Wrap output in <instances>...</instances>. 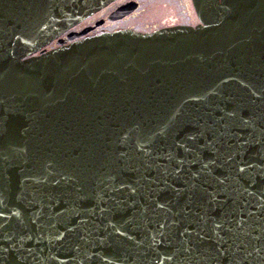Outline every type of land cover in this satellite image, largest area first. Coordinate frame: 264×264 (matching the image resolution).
Returning <instances> with one entry per match:
<instances>
[{
    "label": "water",
    "instance_id": "1",
    "mask_svg": "<svg viewBox=\"0 0 264 264\" xmlns=\"http://www.w3.org/2000/svg\"><path fill=\"white\" fill-rule=\"evenodd\" d=\"M113 1L0 0L8 264H156L158 250L186 239L196 244L187 264H212L213 240L179 233L211 236L206 214L235 229L223 214L246 215L257 200L241 193L253 177L264 182L250 146L264 127V0H192L196 26L59 39ZM260 215L249 219L253 234ZM249 261L260 264L255 252Z\"/></svg>",
    "mask_w": 264,
    "mask_h": 264
},
{
    "label": "snow or ice",
    "instance_id": "2",
    "mask_svg": "<svg viewBox=\"0 0 264 264\" xmlns=\"http://www.w3.org/2000/svg\"><path fill=\"white\" fill-rule=\"evenodd\" d=\"M243 124L248 127L249 126V119L243 118ZM256 132V128L252 127L251 132ZM245 144H249L248 140L244 141ZM250 146L255 147L257 152L261 155V160H264V127L260 128V138L254 139ZM229 160L233 159L232 156L228 157ZM215 163V161H212ZM204 168L208 167V164L205 163L203 165ZM252 168V164L245 165L243 167H239L238 171L240 173L245 172V168ZM261 181H264V172L258 174ZM220 183L222 184L223 181L221 180ZM257 179L253 177L248 187H244L243 192L241 195H245V203H248V197H257L256 202L253 204L252 208L248 211L245 215L243 210H241L240 214L233 215L232 213L225 212L223 217H232V221H234L236 227L233 229L231 227V222L229 226H225L224 218H217L214 216H205L201 217L204 225H208L209 221L211 223L210 231L212 233L211 236H208L204 232V228H200L199 231L192 229L191 226L185 227L183 231L179 233L181 237H189L195 232V236L197 237L198 241H203L205 239L213 240V243L216 244L215 250H210L211 254L209 256L210 261L212 264H251L249 261V257L252 256L253 252H255L256 257L259 259L260 264H264V225H257V231L255 234L249 231L253 227V225L249 222L251 217L256 215V212L259 211L261 213L260 219H264V182L259 184V187H256ZM133 192L136 191L135 188L132 189ZM212 200H215V196L212 197ZM163 206L162 204L160 205ZM13 215H19L18 213H13ZM0 217H5L4 221L0 223V239L6 236V233H3L2 230L4 229L5 225L7 224L10 217H6L3 211H0ZM247 225V227H245ZM161 228H164L165 225H161ZM117 232L120 230L117 228ZM223 233V234H222ZM124 233H121L123 235ZM230 234V235H229ZM162 240H166L167 237L164 236V233H159ZM247 237H251V241L259 242V246L256 243H252V250L249 251V245L245 243V239ZM28 239H31L29 236ZM162 240H157L155 236L152 237V241L154 245H159ZM232 241L230 244L229 241ZM239 240V243L236 241ZM233 244L235 247H233ZM168 247V245H165ZM194 249H196V244H194L191 240L185 241V244L179 250L173 251H165V250H158L157 257H156V264H165L167 261L168 264H187L189 257L185 254L191 253ZM15 249L9 246H6L4 243H0V264H8L9 261V253L14 252ZM243 253V256L239 254ZM91 259V257H89ZM102 259H108L107 256L102 257ZM109 264H113L111 260H109Z\"/></svg>",
    "mask_w": 264,
    "mask_h": 264
},
{
    "label": "flooded vegetation",
    "instance_id": "3",
    "mask_svg": "<svg viewBox=\"0 0 264 264\" xmlns=\"http://www.w3.org/2000/svg\"><path fill=\"white\" fill-rule=\"evenodd\" d=\"M130 2H136L137 6L136 9L130 12L129 14L121 17V18H113L112 15L122 6L129 4ZM186 8V15H187V22L185 23H162V24H148L147 26H137V24H125L127 20H130L134 15L140 14V12L145 13L143 11V6L141 0H115L112 4L108 5L105 8H102L94 15L90 16L86 20H84L81 24L75 26L70 31H81L84 29H90L88 34L94 33H107V32H115L121 30H133L138 32H152L160 28L165 27H173V26H180V25H187V26H196L199 23V18L195 12L192 0H187L185 3ZM88 22L87 25H84V22ZM151 26V27H149ZM67 32L64 33L61 38L66 40ZM67 41V40H66ZM54 46L57 45V42L53 43Z\"/></svg>",
    "mask_w": 264,
    "mask_h": 264
},
{
    "label": "rangeland",
    "instance_id": "4",
    "mask_svg": "<svg viewBox=\"0 0 264 264\" xmlns=\"http://www.w3.org/2000/svg\"><path fill=\"white\" fill-rule=\"evenodd\" d=\"M186 1L187 0H141L143 11L146 12H140V14L134 15V17H132L130 20H127L125 24L127 23L137 24V26H147L148 24H155V22H157V24L173 22L185 23L187 22L185 8ZM113 2H111L110 4H112ZM82 22L79 23L81 24L80 27H82ZM87 24V21L84 22V25Z\"/></svg>",
    "mask_w": 264,
    "mask_h": 264
},
{
    "label": "trees",
    "instance_id": "5",
    "mask_svg": "<svg viewBox=\"0 0 264 264\" xmlns=\"http://www.w3.org/2000/svg\"><path fill=\"white\" fill-rule=\"evenodd\" d=\"M67 41H65V43H66Z\"/></svg>",
    "mask_w": 264,
    "mask_h": 264
},
{
    "label": "bare ground",
    "instance_id": "6",
    "mask_svg": "<svg viewBox=\"0 0 264 264\" xmlns=\"http://www.w3.org/2000/svg\"><path fill=\"white\" fill-rule=\"evenodd\" d=\"M61 39H63V38H61Z\"/></svg>",
    "mask_w": 264,
    "mask_h": 264
}]
</instances>
